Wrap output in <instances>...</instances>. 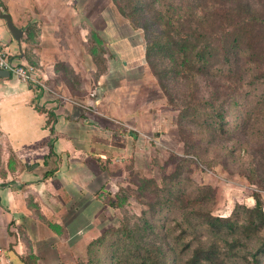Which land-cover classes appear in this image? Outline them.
<instances>
[{"label":"rangeland","instance_id":"374dc122","mask_svg":"<svg viewBox=\"0 0 264 264\" xmlns=\"http://www.w3.org/2000/svg\"><path fill=\"white\" fill-rule=\"evenodd\" d=\"M68 9L80 16L81 53L67 49L54 68L70 95L99 112L106 104L108 120L98 117L118 156L92 158L110 181L90 225L103 243L90 252V242L60 237L47 261L116 264L126 240L179 264L192 252L184 244L202 241L219 245L225 264H253L255 253L264 264V0H80Z\"/></svg>","mask_w":264,"mask_h":264},{"label":"crops","instance_id":"0c3cea01","mask_svg":"<svg viewBox=\"0 0 264 264\" xmlns=\"http://www.w3.org/2000/svg\"><path fill=\"white\" fill-rule=\"evenodd\" d=\"M79 1L0 0V47L14 61L35 65L46 85L24 83L9 71L0 76V264H52L47 253L58 238L92 241L90 225H98L97 214L105 207L110 181L105 163L92 158L98 152L104 153L98 154L102 160L118 156L116 142L104 133L111 126L98 117L110 113L106 104L99 112L86 98L70 95L73 90L54 68L55 58L67 49L81 53L76 45L82 36L80 16L69 9L71 14L62 13ZM4 12L22 30L20 40ZM77 220L87 222L89 230L70 228Z\"/></svg>","mask_w":264,"mask_h":264},{"label":"trees","instance_id":"16d2710c","mask_svg":"<svg viewBox=\"0 0 264 264\" xmlns=\"http://www.w3.org/2000/svg\"><path fill=\"white\" fill-rule=\"evenodd\" d=\"M232 44L227 46L226 50H224L225 59L231 58L232 49L237 46V39L230 40ZM198 61H203L204 55H198ZM233 56V55H232ZM223 111V109H222ZM222 111L218 113L219 117V125L222 126L223 117ZM231 225H210L212 229H221V227ZM105 234L102 237L98 238L97 241H91L88 244L89 251L92 252L93 246L95 244L103 243ZM124 243L119 246V252L121 253L120 257H118L116 264H167L164 260V255L155 253L153 249L149 247H144L138 242L126 241L123 240ZM178 239L176 240V242ZM219 245H206L199 241L198 245L192 247L191 242L184 244V249L181 251L184 253L187 249L192 250L190 252L189 258L186 261H182V256L180 257L179 264H225L223 259L220 260V255L222 254V250L218 248ZM117 248V249H119ZM260 250L264 249V241L260 245ZM118 253V251H116ZM253 264H260L261 260L258 257V253L254 254Z\"/></svg>","mask_w":264,"mask_h":264},{"label":"built area","instance_id":"2783aa9c","mask_svg":"<svg viewBox=\"0 0 264 264\" xmlns=\"http://www.w3.org/2000/svg\"><path fill=\"white\" fill-rule=\"evenodd\" d=\"M1 71H9L24 83L46 86L40 79L38 68L35 65L18 63L14 61L11 59L8 51L3 47H0V72ZM1 141L2 133L0 132V142ZM2 254L3 249L0 247V256Z\"/></svg>","mask_w":264,"mask_h":264},{"label":"water","instance_id":"95a60500","mask_svg":"<svg viewBox=\"0 0 264 264\" xmlns=\"http://www.w3.org/2000/svg\"><path fill=\"white\" fill-rule=\"evenodd\" d=\"M2 17H4L6 19L8 28L11 31V33L14 35L15 39L20 40L23 32L20 28L15 26V24L13 23L12 17L6 12H4L2 14ZM0 74L1 75H8L9 72L8 71H1Z\"/></svg>","mask_w":264,"mask_h":264}]
</instances>
